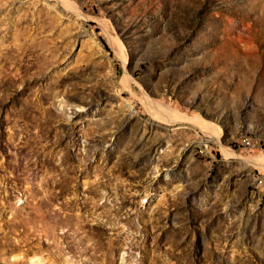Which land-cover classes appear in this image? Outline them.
Returning <instances> with one entry per match:
<instances>
[{
  "label": "rangeland",
  "instance_id": "374dc122",
  "mask_svg": "<svg viewBox=\"0 0 264 264\" xmlns=\"http://www.w3.org/2000/svg\"><path fill=\"white\" fill-rule=\"evenodd\" d=\"M0 264H264V0H0Z\"/></svg>",
  "mask_w": 264,
  "mask_h": 264
}]
</instances>
